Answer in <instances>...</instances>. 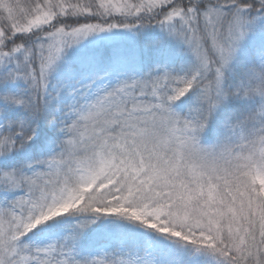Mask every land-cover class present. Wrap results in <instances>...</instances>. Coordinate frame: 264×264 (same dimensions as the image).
Instances as JSON below:
<instances>
[{
    "label": "snow or ice",
    "instance_id": "6c2138e0",
    "mask_svg": "<svg viewBox=\"0 0 264 264\" xmlns=\"http://www.w3.org/2000/svg\"><path fill=\"white\" fill-rule=\"evenodd\" d=\"M0 264H264V0H0Z\"/></svg>",
    "mask_w": 264,
    "mask_h": 264
}]
</instances>
